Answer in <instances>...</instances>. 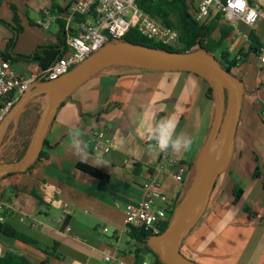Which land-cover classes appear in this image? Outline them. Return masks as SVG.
I'll use <instances>...</instances> for the list:
<instances>
[{
    "label": "crops",
    "instance_id": "1",
    "mask_svg": "<svg viewBox=\"0 0 264 264\" xmlns=\"http://www.w3.org/2000/svg\"><path fill=\"white\" fill-rule=\"evenodd\" d=\"M71 1L0 0V20L11 23L9 7L13 6L21 27L12 53L28 55L35 47L53 42L56 21L63 23L66 36L72 29L66 14ZM252 2L259 6L260 14L251 28L239 22L232 27L224 18L221 21L231 28L222 43L230 59L245 52L250 34L259 48L256 56L249 55L231 70L243 88L231 159L216 177L201 218L177 244L178 254L192 264L264 263V88L259 87L264 66L258 65V57H264V0ZM43 10L55 18L47 30L38 26ZM214 12L204 21H210ZM9 37V30L0 25V53ZM211 38L218 40V27ZM11 67L16 74L26 73V65ZM212 107L204 97L203 81L186 71H153L123 64L95 71L56 109L45 134L46 159L0 181V204L4 206L0 223L60 256L48 257L47 264H150L152 258L145 247L127 238L125 206L141 198L140 183L148 176L158 181L167 199L183 192L182 184L190 176L187 167L204 143ZM165 118L178 121L177 133L193 137L191 151L147 153L148 145L154 143L149 128L154 120ZM73 127L82 130V139L88 143L87 163L72 153L69 130ZM96 142L100 148L95 147ZM97 159L101 165H96ZM171 159L186 167L180 183L168 165ZM77 164L106 175V185L78 171ZM234 187L241 190L237 202H233ZM62 204L67 205L64 211ZM244 207L256 218H248ZM61 217L69 234L55 224ZM4 252L20 254L34 264L46 259L39 251L0 234V256Z\"/></svg>",
    "mask_w": 264,
    "mask_h": 264
},
{
    "label": "water",
    "instance_id": "2",
    "mask_svg": "<svg viewBox=\"0 0 264 264\" xmlns=\"http://www.w3.org/2000/svg\"><path fill=\"white\" fill-rule=\"evenodd\" d=\"M116 64L153 71L191 72L212 88L213 118L194 163L191 185L185 191L180 204L173 209L165 231L149 237L146 241L147 248L162 264H192L178 254L177 244L203 213L216 177L227 168L231 159L233 136L243 94L241 82L221 70L217 62L201 50L189 54L164 53L123 42H113L104 45L57 79L32 85L22 93L0 123V154L13 134L15 124L27 101L40 93H48L51 100L38 117L23 157L13 163L0 164V178L9 173L26 171L35 161L47 128L60 103L93 72ZM10 122L13 123V128L2 142ZM214 143L217 149L211 152Z\"/></svg>",
    "mask_w": 264,
    "mask_h": 264
},
{
    "label": "trees",
    "instance_id": "3",
    "mask_svg": "<svg viewBox=\"0 0 264 264\" xmlns=\"http://www.w3.org/2000/svg\"><path fill=\"white\" fill-rule=\"evenodd\" d=\"M220 1L223 2L224 0H220ZM135 6L139 11L147 15L149 18L154 20L159 25H162L164 27L174 30L177 34L176 47L172 48V47L162 46V45L147 41L143 39L141 36H139L134 29H130L124 35V37L114 42H123L128 45L152 49V50H156V51H160L164 53L189 54L197 50H201L206 55L213 58L217 62L221 70L226 71L229 74H231V70L234 69L235 66L239 62L245 61L249 55H253V56L257 55V48H259V43H258V40L253 35L250 34L248 36L249 44L245 52L244 53L238 52L237 60L234 58L230 59L227 53L222 49V43L228 37L229 33L231 32V28L227 26L226 24H221L223 17L217 12H214V16L212 17L210 21H203L201 23L194 22L192 19L193 8H192L190 0H171L169 2H165L162 0H137V2L135 3ZM9 10L12 14L11 23L7 24L0 20V25H3L4 27H6L10 32V37L6 41L5 50L4 52L0 53V62L5 61V62H8L10 65L15 64V63L22 64V65L34 64L37 66L38 71L40 72H43L44 70L51 67L63 55V53L66 50L64 41H65V34L67 30L64 29L63 23H61L60 21L55 22L58 26V31H57V34L53 42L46 43V44L35 47L28 55L13 54L12 49L14 47V43L16 41L17 35L21 32V27L18 24V19L16 16V9L13 6H10ZM87 17H90V16L89 15L88 16H74L73 21L74 22L85 21V18ZM29 24L31 25V23ZM216 27H218L219 38L218 40L215 41L211 38V34ZM188 73H191V72H188ZM192 74L197 76L194 73ZM235 78L238 81H240L237 77ZM200 79L203 81V84H204V97L207 101H209L213 105L212 88L209 86V84L206 81H204L202 78ZM259 87L264 88V81L259 84ZM70 94L64 99L62 103H60V105L70 100ZM10 97L11 95L7 96L6 100H8ZM48 97H49L48 93H40V94L34 95L27 101V103L25 104L23 108V112L20 114L19 119L17 120L15 124V129H14L13 134L11 135V137L9 138L5 146L2 148V151L0 154V164L13 163V162L19 161L23 157L25 150L27 148V145L29 143L31 134L35 128L38 117L42 112H44V110L49 104ZM74 104L78 111V114L81 116L79 105L77 103H74ZM225 104H226V95H225ZM110 107L112 106H108L107 109H109ZM213 110L214 108L212 107V113L210 116L209 126L207 129L204 141L207 137L210 124L213 118ZM12 128H13V123L11 122L7 127V131L2 139V142H4L6 138L10 135ZM213 145H215V150H216L217 145L215 143ZM45 147H46V142H45V135H44L41 148L39 149L33 164L42 159H46V154L43 152V149ZM198 153L196 154V157L194 158L193 162L187 167V171H190V176L187 179V181L182 184L184 187L183 192L181 194H176L173 197L172 202H171L172 208L167 215V219L164 223H162L157 228L156 234H153L150 231H145L142 229L127 228L126 230L127 238L130 241L134 243H138L145 247L147 253L152 258V261L150 264H162V263L158 260L156 255L153 254L151 250L147 248L146 241L149 237L153 235L162 234L167 228V225H168L173 209L177 205L180 204L185 191L191 185L193 171H194V163L196 161ZM30 167L26 171H28ZM76 169L96 179L99 185L101 186H104L107 183V180H108L107 176L91 167H88L82 164H77ZM9 174H12V173H9ZM9 174H6L5 176ZM5 176L0 178V181ZM240 195H241V190L238 187H234L232 190L233 202H237ZM243 212L250 219L256 218L255 214L252 213L246 207L243 208ZM201 216L199 217V219L201 218ZM0 234L4 237L13 239L23 245L31 247L34 250H37L40 253L44 254L46 259H44L42 262L37 263V264H47L48 257L55 258V259L60 258V256L57 253H55L53 249H47L41 246L37 242L17 233L9 225L5 223H0ZM186 235L181 240H183L186 237ZM0 264H34V263L29 262L24 257H22L20 254H17L14 252H4L0 256Z\"/></svg>",
    "mask_w": 264,
    "mask_h": 264
},
{
    "label": "built area",
    "instance_id": "4",
    "mask_svg": "<svg viewBox=\"0 0 264 264\" xmlns=\"http://www.w3.org/2000/svg\"><path fill=\"white\" fill-rule=\"evenodd\" d=\"M169 2L171 0H162ZM137 0H72L66 9L67 22L72 29L65 36L66 50L63 55L48 69L38 71L34 64L26 65L24 75L16 74L8 62H0V123L23 92L36 83L57 79L72 68L82 63L91 54L110 42L118 41L130 30L134 29L143 39L167 47H176L177 34L174 30L159 25L147 15L139 11ZM193 11L192 19L201 23L212 11L219 13L232 27L241 23L251 28L260 14V8L252 0H190ZM90 16L89 21H73L74 16ZM55 18L48 10L42 11V20L38 26L47 30ZM237 33V30H235ZM234 59H238L237 55ZM258 65L264 66V57H258ZM11 97L6 100L7 96ZM264 121V116H263ZM95 147L100 148L98 143ZM168 165L174 169L173 178L180 183L186 167L177 160H169ZM161 169V165H158ZM141 198L134 204H128L124 210L123 226L142 229L156 234L157 228L166 221L172 208V199H167L160 192L158 181L151 176L140 183ZM63 211L67 209L62 204ZM4 206L0 204V213ZM55 224L62 232L69 234L70 228L58 218ZM106 229H103L105 232ZM105 261L109 258L105 257ZM121 264V263H119ZM146 264V263H140Z\"/></svg>",
    "mask_w": 264,
    "mask_h": 264
},
{
    "label": "clouds",
    "instance_id": "5",
    "mask_svg": "<svg viewBox=\"0 0 264 264\" xmlns=\"http://www.w3.org/2000/svg\"><path fill=\"white\" fill-rule=\"evenodd\" d=\"M178 121L172 118L154 120L149 128V136L154 143H150L147 147V153L158 154L171 150L174 153L191 151L194 139L190 135L179 132L177 133ZM83 132L79 127H73L69 130L71 140L72 153L82 163H87L89 159V146L82 139ZM210 151H215V145ZM219 154H217L218 158ZM101 161L97 159L96 165H101Z\"/></svg>",
    "mask_w": 264,
    "mask_h": 264
},
{
    "label": "rangeland",
    "instance_id": "6",
    "mask_svg": "<svg viewBox=\"0 0 264 264\" xmlns=\"http://www.w3.org/2000/svg\"><path fill=\"white\" fill-rule=\"evenodd\" d=\"M31 16V13H29V17ZM253 58V57H252Z\"/></svg>",
    "mask_w": 264,
    "mask_h": 264
},
{
    "label": "flooded vegetation",
    "instance_id": "7",
    "mask_svg": "<svg viewBox=\"0 0 264 264\" xmlns=\"http://www.w3.org/2000/svg\"><path fill=\"white\" fill-rule=\"evenodd\" d=\"M10 123H11V122H10ZM10 123H9V124H10Z\"/></svg>",
    "mask_w": 264,
    "mask_h": 264
}]
</instances>
